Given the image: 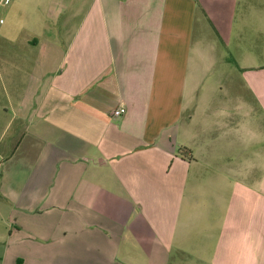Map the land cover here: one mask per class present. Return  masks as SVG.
I'll return each mask as SVG.
<instances>
[{"label": "crops", "instance_id": "1", "mask_svg": "<svg viewBox=\"0 0 264 264\" xmlns=\"http://www.w3.org/2000/svg\"><path fill=\"white\" fill-rule=\"evenodd\" d=\"M0 264H264V0H0Z\"/></svg>", "mask_w": 264, "mask_h": 264}, {"label": "built area", "instance_id": "2", "mask_svg": "<svg viewBox=\"0 0 264 264\" xmlns=\"http://www.w3.org/2000/svg\"><path fill=\"white\" fill-rule=\"evenodd\" d=\"M125 113H126V108L121 107L113 112V116L119 118L122 117Z\"/></svg>", "mask_w": 264, "mask_h": 264}]
</instances>
